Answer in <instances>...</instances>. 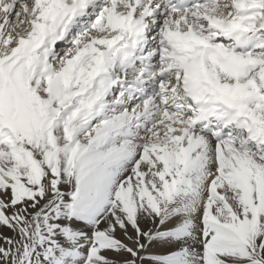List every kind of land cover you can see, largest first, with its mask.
<instances>
[{
	"label": "snow or ice",
	"instance_id": "snow-or-ice-1",
	"mask_svg": "<svg viewBox=\"0 0 264 264\" xmlns=\"http://www.w3.org/2000/svg\"><path fill=\"white\" fill-rule=\"evenodd\" d=\"M0 264H264V0H0Z\"/></svg>",
	"mask_w": 264,
	"mask_h": 264
},
{
	"label": "rangeland",
	"instance_id": "rangeland-1",
	"mask_svg": "<svg viewBox=\"0 0 264 264\" xmlns=\"http://www.w3.org/2000/svg\"><path fill=\"white\" fill-rule=\"evenodd\" d=\"M3 234L6 235V236L10 235V233L7 230H4Z\"/></svg>",
	"mask_w": 264,
	"mask_h": 264
}]
</instances>
